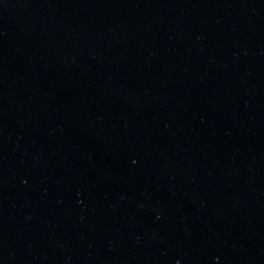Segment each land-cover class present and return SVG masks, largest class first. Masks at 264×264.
Here are the masks:
<instances>
[{
    "label": "water",
    "instance_id": "1",
    "mask_svg": "<svg viewBox=\"0 0 264 264\" xmlns=\"http://www.w3.org/2000/svg\"><path fill=\"white\" fill-rule=\"evenodd\" d=\"M0 264H264V0H0Z\"/></svg>",
    "mask_w": 264,
    "mask_h": 264
}]
</instances>
